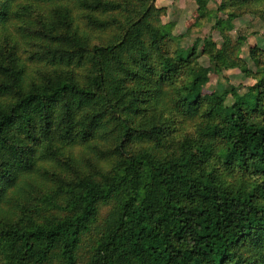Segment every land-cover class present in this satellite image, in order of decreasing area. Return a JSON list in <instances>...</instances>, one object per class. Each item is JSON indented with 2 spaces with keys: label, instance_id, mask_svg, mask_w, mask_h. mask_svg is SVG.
<instances>
[{
  "label": "rangeland",
  "instance_id": "obj_1",
  "mask_svg": "<svg viewBox=\"0 0 264 264\" xmlns=\"http://www.w3.org/2000/svg\"><path fill=\"white\" fill-rule=\"evenodd\" d=\"M102 1L109 4L86 11L79 9L75 0L61 8L58 3L16 0L8 21L0 27V61L16 60L25 65L26 80L20 93L43 87L48 80L71 77L87 85L95 78L97 66L104 65H110L119 79L109 102L77 113L67 124L71 135L77 136L98 111L108 109L106 138L71 146L56 134L50 136L51 160L39 161L32 174L21 176L1 202L0 230L10 225L25 228L38 212L60 214L57 210L54 213L52 202L75 180L86 175L98 180L101 175L114 174L125 159L118 151V136L125 132L127 122L150 132L149 137L129 145L131 153L177 156L210 142L212 156H198L193 175L220 179L229 187L245 181L249 191L256 189L254 183L264 181L246 160L240 165H225L221 152L227 133L232 131L226 110L235 100L254 120L264 123V0ZM63 8H71L74 22L64 25L59 19L58 11ZM51 21L55 32L76 35L77 42L52 43L41 38L43 30L52 28ZM139 41H143L144 52ZM115 45L112 51L104 49ZM74 50H86L81 64L64 63L62 54ZM202 68L208 69L201 90L202 105L195 117L188 118L181 103ZM159 89L167 105L153 102L147 107L146 102ZM16 98L17 94H0V107ZM184 202L191 205L198 201L186 198ZM110 208H99V220ZM4 242H0V264L8 260Z\"/></svg>",
  "mask_w": 264,
  "mask_h": 264
},
{
  "label": "trees",
  "instance_id": "obj_2",
  "mask_svg": "<svg viewBox=\"0 0 264 264\" xmlns=\"http://www.w3.org/2000/svg\"><path fill=\"white\" fill-rule=\"evenodd\" d=\"M14 1L0 0V27L8 21ZM39 1L58 3L61 8L71 0ZM75 4L95 11L109 3L75 0ZM58 14L64 25L74 22L71 8L60 9ZM51 24L41 38L52 43L77 42L76 35L57 33ZM117 46L104 49L112 51ZM85 51L62 54L64 63L81 64ZM232 63L247 72L239 61ZM104 67L97 66L95 78L87 85L71 77L48 80L43 87L20 93L26 80L25 65L0 61V94H17L14 101L0 107V204L21 176L32 174L39 161L51 160L50 136L56 134L71 146L106 138L108 109L98 111L77 136L67 126L77 113L109 102L114 95L118 74L110 65ZM207 70L202 68L183 96L181 109L188 118L200 111ZM160 91L146 102L147 107L153 102L167 105ZM139 102L143 101L139 98ZM226 113L232 131L221 150L225 165L246 160L264 178V123L249 116L238 100ZM124 127L118 136V151L125 159L114 174L75 180L59 200H50L54 213L57 210L61 215L38 212L25 228L10 225L0 230V242L4 240L3 248H8L3 264H264V181L254 183L256 189L249 191L245 181L229 187L220 179L193 175L198 156H212L210 142L177 156L131 153L129 145L149 137L150 132L128 122ZM41 147H47L46 151L41 152ZM186 198L198 202L187 205ZM104 205L111 208L99 220V208Z\"/></svg>",
  "mask_w": 264,
  "mask_h": 264
}]
</instances>
